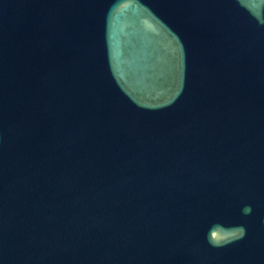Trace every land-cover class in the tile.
Listing matches in <instances>:
<instances>
[{
	"label": "water",
	"instance_id": "95a60500",
	"mask_svg": "<svg viewBox=\"0 0 264 264\" xmlns=\"http://www.w3.org/2000/svg\"><path fill=\"white\" fill-rule=\"evenodd\" d=\"M0 264H264V0H0Z\"/></svg>",
	"mask_w": 264,
	"mask_h": 264
}]
</instances>
